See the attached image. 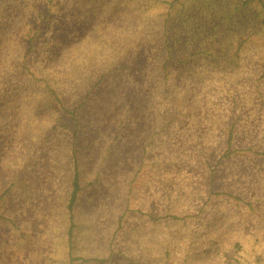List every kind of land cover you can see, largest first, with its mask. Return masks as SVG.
Listing matches in <instances>:
<instances>
[{"label":"trees","instance_id":"1","mask_svg":"<svg viewBox=\"0 0 264 264\" xmlns=\"http://www.w3.org/2000/svg\"><path fill=\"white\" fill-rule=\"evenodd\" d=\"M54 1L24 5L34 15L20 18L0 65V103L27 107L31 127L47 134L40 137L47 139L48 159L57 165L51 151L58 149L63 161L64 231L56 233L54 250L48 247L49 259L93 264L79 247L90 224L108 235L106 258L98 263L116 261L124 251L118 231L129 225L131 212L149 230H162L154 264H188L193 238L207 228L214 251L237 239L236 262L264 264L254 232L264 222L254 208L255 188L244 192V200L234 195L240 178L256 187L264 183V0H242L258 8L248 17L253 26L247 27L246 18L234 20L236 29L227 28L232 35L222 40L218 28L212 42L196 34L189 24L194 21L167 17L177 0H148L161 17L129 18L131 33L125 36L116 30L121 24L101 10L100 18L94 10L80 17L76 6L59 9ZM19 7L12 1L8 15ZM13 19L0 18L1 36ZM88 27L109 45L108 55L80 54ZM120 163L127 187L123 183L109 202L117 208L101 215L111 191L103 184ZM11 174L0 171V221L13 227V185L1 181L14 180ZM146 188V200L134 206L131 199ZM120 194L126 199L119 200ZM217 195L223 204L213 207L209 202ZM229 197L247 214L233 210L224 199Z\"/></svg>","mask_w":264,"mask_h":264},{"label":"rangeland","instance_id":"2","mask_svg":"<svg viewBox=\"0 0 264 264\" xmlns=\"http://www.w3.org/2000/svg\"><path fill=\"white\" fill-rule=\"evenodd\" d=\"M3 3L0 5V18H14L13 25L4 32L0 41V65L2 64V57L13 46V31L18 25L20 18L28 14L24 5L29 2H34L39 5L46 4L51 6V1L54 0H12L14 5H20L17 13H12L10 16L7 10L12 1L0 0ZM148 0H56L54 5L58 8H65L67 5L76 6L78 16L83 17L88 10H94V16L100 18L99 10H101L104 18H114L121 25L116 29L121 36L131 33V24L129 18H159L161 17V10L152 9L147 3ZM169 2L173 0H168ZM67 4V5H66ZM38 6V5H36ZM55 9V8H52ZM47 10V9H46ZM56 10V9H55ZM258 10L255 5L243 4L242 0H177L173 8L168 10V18H175L180 21L181 18H186L185 21L195 22V26L201 25V31H196L195 26L191 23L196 34L207 40L208 42L216 41L214 34L218 28L222 31L220 37L222 40L231 36L227 30L230 26H235L234 20L246 18V25L250 28L248 17L254 18L255 12ZM254 11V14H252ZM171 15V17H170ZM69 18V17H68ZM109 19V21H111ZM250 23V24H249ZM233 30V32H234ZM88 41H84L83 49L80 54L92 53V55L100 58L101 55H108L110 53L109 45L103 42V37L98 36L94 29L88 27L87 29ZM190 33L191 29L188 30ZM221 32V31H220ZM194 33V32H193ZM82 40H80L81 42ZM68 57V56H67ZM67 59V58H66ZM52 68L53 64H48ZM9 105L0 103V171H9L13 174L14 180L1 179L8 184H12L8 202L12 205L10 221L13 222V227L6 225L5 220L0 221V264L5 259L4 264H54L50 256H47L48 247L54 250L56 233L63 232L61 227L60 217L62 216V209L65 207V197L67 195V186L63 174L64 168L62 166L61 154L58 149L51 151L53 159L57 161V165L48 159V152L45 143L47 139L44 136L46 133H36L30 125L28 119L27 107L18 105L12 109ZM35 140L34 144L31 142ZM252 164V168L255 164ZM122 163L118 164V172L110 179L109 182L103 184L106 189H111L107 193V203L103 208L104 214L107 210L117 208L116 205L109 204V202L116 196V190H119L123 183L127 187L128 182L122 177L121 171ZM17 180V181H16ZM240 188L234 195L243 197L244 192L255 188L259 202L255 201V211L259 216L264 217V183L262 186L254 185L251 180L240 178ZM0 182V186H1ZM124 187V188H125ZM4 188V187H3ZM102 188V186L100 187ZM115 190V193H111ZM1 192V190H0ZM136 193V191H135ZM134 193V194H135ZM148 188L144 191L139 190L138 195H134L131 201H136L134 206L141 204L142 200H146ZM105 195V194H103ZM102 195V196H103ZM101 196V197H102ZM118 199H126V194H120ZM230 200V205L233 210H237L242 216L246 215L242 203L237 204V200L233 197L224 198ZM221 196L213 198L209 203H213V207H219L223 204ZM248 200V199H247ZM208 205V204H207ZM133 205L130 208H134ZM209 207V205H208ZM212 208V207H211ZM207 209L205 212L211 210ZM249 213V212H248ZM132 216L127 227H123L118 231L121 237L123 252L119 251L116 254V261L113 259H106L101 263L100 258H106L105 249L108 243V235L102 230L103 228L91 226L87 224L82 231V238L79 242V247L82 248L84 256H92L93 264H154L158 262L157 254L158 248L161 246L160 237L162 230L158 226H151L149 230L146 227L145 221L140 217ZM88 218L87 215H84ZM203 216L202 218H205ZM88 220V219H87ZM254 230L258 232L257 245L259 250H264V222ZM221 226L219 227V229ZM107 231V230H105ZM208 231V228H207ZM207 231H200L196 237L193 238L191 245L195 248L192 253V258L188 264H239L235 259L239 258L238 247L235 246V241L232 240L230 245L224 247L220 256L219 252L214 251L212 247L214 244L207 241L205 235ZM252 231V230H251ZM126 246L125 248H123ZM215 253H217L215 255ZM124 254V255H123ZM3 256V257H2ZM47 260V261H46ZM149 260V261H147ZM80 264H87L83 261ZM162 264V263H159Z\"/></svg>","mask_w":264,"mask_h":264}]
</instances>
